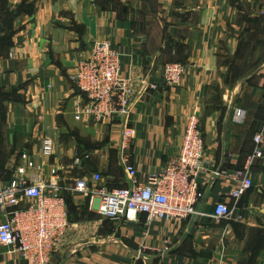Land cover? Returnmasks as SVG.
<instances>
[{
  "label": "crops",
  "instance_id": "0c3cea01",
  "mask_svg": "<svg viewBox=\"0 0 264 264\" xmlns=\"http://www.w3.org/2000/svg\"><path fill=\"white\" fill-rule=\"evenodd\" d=\"M261 3L0 0V181L27 165L65 198L70 225L49 264H264V162L247 163L253 137L264 132ZM99 41L113 45L121 75L131 81L132 134L124 149L117 120L77 121L72 114L76 66ZM172 63L184 74L171 87L162 68ZM237 110L242 123L233 120ZM191 114L204 142L202 218L148 225L142 214L135 222L108 219L98 200L77 190L79 183L128 187L124 158L140 181L158 174L178 155ZM45 139L50 157L40 154ZM237 172L254 187L233 200ZM218 203L233 210L230 221L211 217ZM6 218L0 211V223ZM0 264L26 263L0 246Z\"/></svg>",
  "mask_w": 264,
  "mask_h": 264
},
{
  "label": "built area",
  "instance_id": "2783aa9c",
  "mask_svg": "<svg viewBox=\"0 0 264 264\" xmlns=\"http://www.w3.org/2000/svg\"><path fill=\"white\" fill-rule=\"evenodd\" d=\"M264 18V0L260 7ZM184 74L179 63L164 65L162 80L166 86H176ZM74 87L79 90L73 103V117L77 121L104 123L117 120L121 126V149L131 139L130 116L133 111L131 81L121 75L120 55L109 41L95 42L90 56L76 66ZM242 123L244 112L237 110L233 117ZM256 148L247 158L264 162V132L253 137ZM52 142L42 141L41 155H52ZM204 142L195 114L189 115L183 131L178 155L168 161L162 170L140 181L136 170L127 158L123 159L128 187L115 189L87 188L83 183L77 190L90 199L99 201L98 212L108 219L135 222L138 215L145 217L148 225L153 221L189 220L202 218L200 202L204 192L199 186L204 171ZM21 161H29L26 154ZM77 161V160H76ZM238 185L229 196L239 200L254 187L246 172H237ZM95 181L100 176L94 177ZM28 200L21 205L20 200ZM0 211L7 218L0 223V246L17 254L26 264H49L53 251L64 239L69 228L65 198L55 184L46 182L30 166L22 165L8 182L0 181ZM211 217L230 221L233 210L224 203L213 207Z\"/></svg>",
  "mask_w": 264,
  "mask_h": 264
},
{
  "label": "water",
  "instance_id": "95a60500",
  "mask_svg": "<svg viewBox=\"0 0 264 264\" xmlns=\"http://www.w3.org/2000/svg\"><path fill=\"white\" fill-rule=\"evenodd\" d=\"M76 93L78 94L79 93V90H76Z\"/></svg>",
  "mask_w": 264,
  "mask_h": 264
}]
</instances>
